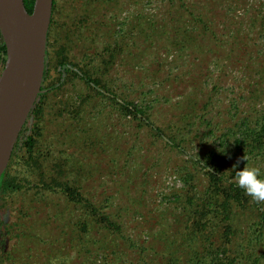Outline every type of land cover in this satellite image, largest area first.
I'll list each match as a JSON object with an SVG mask.
<instances>
[{
  "label": "rangeland",
  "instance_id": "1",
  "mask_svg": "<svg viewBox=\"0 0 264 264\" xmlns=\"http://www.w3.org/2000/svg\"><path fill=\"white\" fill-rule=\"evenodd\" d=\"M47 43L43 85L62 82L43 101L30 178L63 165L120 231L26 181L0 201L2 264H164L180 210L208 186L203 154L225 147L230 174L241 121L264 116V0H55ZM236 212L244 241L257 213Z\"/></svg>",
  "mask_w": 264,
  "mask_h": 264
},
{
  "label": "trees",
  "instance_id": "2",
  "mask_svg": "<svg viewBox=\"0 0 264 264\" xmlns=\"http://www.w3.org/2000/svg\"><path fill=\"white\" fill-rule=\"evenodd\" d=\"M24 1L27 10L32 12L34 0ZM54 5L55 0L53 10ZM47 57L48 48L46 50V69L43 84L46 82L49 73ZM5 61L6 46L0 32L1 68H3ZM60 64H63L62 61ZM256 64L259 65V61ZM60 80L59 84L49 87L43 85L41 88L28 120L20 132L8 167L0 178V201L3 200L5 195L23 192L26 181L31 188L38 189H40L39 183H41L44 190L62 193L74 203L80 204L82 208L90 210L89 212L101 225H105L114 231H120V226L108 214L102 213L98 207L92 206L90 200L84 196L80 189L67 179V176H63V165H58L55 168L57 176L51 175L50 178L46 179L42 175L38 181H32L30 178L32 168L42 169L41 152H39L40 149L37 146L40 134L38 117L43 111V101L50 90L61 84L62 79ZM85 80L88 83L93 82L87 74ZM95 84L101 85L99 81H96ZM254 91L257 92L258 96L264 95V88L261 85L255 87ZM129 106L128 113L146 115L144 109L139 108L138 104L136 105L130 101ZM32 117L36 119L34 129L32 133L27 135V125ZM188 125L190 126V124L186 126ZM234 125L236 126L238 123ZM241 125L245 127L242 132V139H235L234 144L237 151H242V154L235 160L233 165H236L237 169H241L249 164L264 172V116L257 121L244 117ZM183 128L181 127L170 134L171 140L178 147H181V145L177 143L179 139L177 134L183 136L187 133ZM216 152L217 150L213 149L207 150L203 154V157H205L204 164L208 167L206 170L208 186L205 192L201 193V197L197 200L191 198L188 204L180 210L179 216L183 219L182 221H185V230L179 236L178 234H176V237L175 234L172 235L170 242L174 246L169 252L170 258L168 257L164 264H264V202L257 203L253 201L242 189L231 182V175L234 172L228 173L231 168L224 156L227 151L225 150L224 153L219 152V154H216ZM237 154L238 152H235V155ZM244 156L250 158L244 160ZM237 210H249V212L257 213L256 222L253 223L251 232L244 236V241L235 239V228L231 222ZM14 225L12 224L9 227L11 228ZM0 264H2L1 255Z\"/></svg>",
  "mask_w": 264,
  "mask_h": 264
},
{
  "label": "water",
  "instance_id": "3",
  "mask_svg": "<svg viewBox=\"0 0 264 264\" xmlns=\"http://www.w3.org/2000/svg\"><path fill=\"white\" fill-rule=\"evenodd\" d=\"M54 0H0V32L6 61L0 73V178L37 101L46 69Z\"/></svg>",
  "mask_w": 264,
  "mask_h": 264
},
{
  "label": "clouds",
  "instance_id": "4",
  "mask_svg": "<svg viewBox=\"0 0 264 264\" xmlns=\"http://www.w3.org/2000/svg\"><path fill=\"white\" fill-rule=\"evenodd\" d=\"M220 152L224 153L225 147ZM243 159L247 160V157L244 156ZM231 172H234L231 175V182L242 189L253 201L264 202V172L257 167L248 165L241 169H237L236 165H233Z\"/></svg>",
  "mask_w": 264,
  "mask_h": 264
}]
</instances>
